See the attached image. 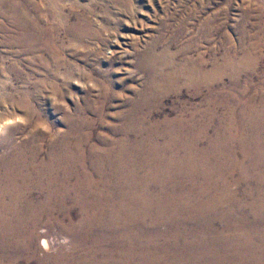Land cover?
Wrapping results in <instances>:
<instances>
[{
	"label": "bare ground",
	"instance_id": "bare-ground-1",
	"mask_svg": "<svg viewBox=\"0 0 264 264\" xmlns=\"http://www.w3.org/2000/svg\"><path fill=\"white\" fill-rule=\"evenodd\" d=\"M42 3L0 0V18L5 44L47 68L39 53L57 49ZM11 74L30 84L17 65ZM262 88L249 98L237 89L223 115L219 99L211 113L160 121L135 106L121 138L99 146L71 126L43 150L50 133L40 123L17 141L10 133L24 120L0 116V140L10 134L0 155V264H264ZM5 102L27 108L29 95ZM52 226L66 247L57 256L49 241L38 246L39 230Z\"/></svg>",
	"mask_w": 264,
	"mask_h": 264
},
{
	"label": "rangeland",
	"instance_id": "rangeland-1",
	"mask_svg": "<svg viewBox=\"0 0 264 264\" xmlns=\"http://www.w3.org/2000/svg\"><path fill=\"white\" fill-rule=\"evenodd\" d=\"M34 1H43L41 25L57 49L39 53L47 68L30 67L5 44L1 26L10 27L0 18V116L24 120L10 133L17 141L40 123L50 133L43 150L71 126L99 146V138H121L136 107L143 114L151 108L160 121L211 113L220 100L223 115L222 102L237 89H248V98L263 89L264 0H58V9ZM81 20L91 29L79 31ZM15 65L30 84L11 74ZM25 93L27 108L5 102ZM10 134L0 140V155ZM42 229L38 246L49 241L57 256L66 248L58 227Z\"/></svg>",
	"mask_w": 264,
	"mask_h": 264
}]
</instances>
